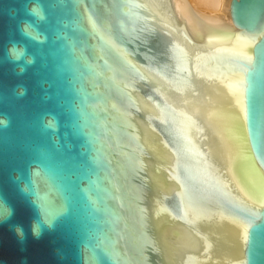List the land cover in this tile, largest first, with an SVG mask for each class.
I'll use <instances>...</instances> for the list:
<instances>
[{
	"label": "water",
	"instance_id": "water-1",
	"mask_svg": "<svg viewBox=\"0 0 264 264\" xmlns=\"http://www.w3.org/2000/svg\"><path fill=\"white\" fill-rule=\"evenodd\" d=\"M182 3L0 0V264H264V0Z\"/></svg>",
	"mask_w": 264,
	"mask_h": 264
},
{
	"label": "bare ground",
	"instance_id": "bare-ground-1",
	"mask_svg": "<svg viewBox=\"0 0 264 264\" xmlns=\"http://www.w3.org/2000/svg\"><path fill=\"white\" fill-rule=\"evenodd\" d=\"M186 3L197 13L201 21H218L231 25L230 2L231 0H185ZM176 2L179 11H185L182 0H169L170 8H174ZM188 17L191 13L182 15L183 26L191 31V24H188Z\"/></svg>",
	"mask_w": 264,
	"mask_h": 264
},
{
	"label": "clouds",
	"instance_id": "clouds-1",
	"mask_svg": "<svg viewBox=\"0 0 264 264\" xmlns=\"http://www.w3.org/2000/svg\"><path fill=\"white\" fill-rule=\"evenodd\" d=\"M30 14L37 17L38 19L40 20H43L45 17H44V14H43V10L42 8L39 6V5H33V7L30 9ZM26 49L25 48H22V47H15V46H12L8 49V54L12 57V59L14 61H20L22 60L25 56H26ZM27 64L31 65L32 63H34V58H31L29 57L26 61H25ZM25 68L23 66H21L19 68V72L18 74H23L25 72ZM18 87L20 88V92H19V95L20 97H23L25 95H27V88L26 87H23L22 85H18ZM9 123V121L5 118H0V125H3V126H7ZM48 124L50 127H53V130L55 129V124H56V121H55V118L54 117H50L49 121H48ZM21 192H24V188L21 187L20 188ZM0 200H2V198H0ZM9 216L6 218H10L11 214H12V210L11 208L9 207ZM43 219V218H42ZM5 220H0V223H3ZM43 224L48 227V228H52L53 227V224L52 222H47V221H44L43 220ZM14 230L16 232V234L21 238L23 239V236H24V229L22 226L20 225H16L14 226ZM31 230H32V234L33 236L35 237H39L42 233V228H41V223L39 221H34L33 224H32V227H31Z\"/></svg>",
	"mask_w": 264,
	"mask_h": 264
}]
</instances>
